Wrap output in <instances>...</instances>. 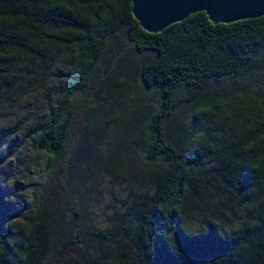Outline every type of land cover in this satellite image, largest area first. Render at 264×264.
I'll use <instances>...</instances> for the list:
<instances>
[{"label":"trees","instance_id":"obj_1","mask_svg":"<svg viewBox=\"0 0 264 264\" xmlns=\"http://www.w3.org/2000/svg\"><path fill=\"white\" fill-rule=\"evenodd\" d=\"M130 10L131 0H0V135L11 157L0 163V264H47L50 253L59 264L49 175L65 157L72 99L121 29L136 53H148L138 76L159 102L143 157L163 169L123 228L129 253L78 264H264V15L214 25L198 12L150 34ZM244 69L259 72L206 102L180 147L166 140L177 105ZM6 177L17 203L13 195L5 204Z\"/></svg>","mask_w":264,"mask_h":264},{"label":"rangeland","instance_id":"obj_2","mask_svg":"<svg viewBox=\"0 0 264 264\" xmlns=\"http://www.w3.org/2000/svg\"><path fill=\"white\" fill-rule=\"evenodd\" d=\"M147 58L148 53H136L124 30H119L107 39L85 93L72 99L76 117L65 157L56 161L48 184L52 188L53 228L61 237L55 251L63 247L59 264H78L82 258L118 250L129 253L123 228L130 222V212L145 200L150 178L163 169L159 162L143 157L148 120L159 102L158 92L146 89L138 76L139 65ZM258 72L244 69L236 78L209 80L198 100L173 109L164 125L166 140L180 147L184 135L200 124L199 112L206 102L230 96L244 78ZM180 96L178 90L174 99ZM104 109L114 119L108 118ZM6 141L0 135V163L11 159ZM43 163L39 164L42 168ZM6 180L10 195L6 194L4 201L8 205L16 186L11 178ZM18 190L22 195L25 188ZM54 257L55 253H50L47 264H53Z\"/></svg>","mask_w":264,"mask_h":264},{"label":"water","instance_id":"obj_3","mask_svg":"<svg viewBox=\"0 0 264 264\" xmlns=\"http://www.w3.org/2000/svg\"><path fill=\"white\" fill-rule=\"evenodd\" d=\"M202 12L212 24H230L264 15V0H131V17L146 33Z\"/></svg>","mask_w":264,"mask_h":264}]
</instances>
